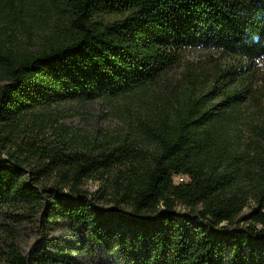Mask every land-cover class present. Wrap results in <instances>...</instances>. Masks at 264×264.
Instances as JSON below:
<instances>
[{
	"label": "trees",
	"instance_id": "obj_1",
	"mask_svg": "<svg viewBox=\"0 0 264 264\" xmlns=\"http://www.w3.org/2000/svg\"><path fill=\"white\" fill-rule=\"evenodd\" d=\"M46 1L65 21L38 45L0 29V213L19 227L38 215L39 232L80 243L41 236L26 253L10 243L4 263L77 264L70 250L92 243L123 264H264V126L242 178L222 114L239 97L221 92L223 79L206 93L221 97L213 105L188 99L132 136L67 131L59 147L32 127L56 103L144 92L185 49L236 59L221 78L250 84L264 71V0ZM23 4L0 0V15ZM104 200L110 208L95 205Z\"/></svg>",
	"mask_w": 264,
	"mask_h": 264
},
{
	"label": "rangeland",
	"instance_id": "obj_2",
	"mask_svg": "<svg viewBox=\"0 0 264 264\" xmlns=\"http://www.w3.org/2000/svg\"><path fill=\"white\" fill-rule=\"evenodd\" d=\"M22 1L24 2L22 10L15 15L10 12L3 17L0 15L1 31L8 29L14 42L28 48L36 46L42 37L64 25L65 19L46 0ZM100 18L112 20L116 15H101ZM236 62V59L215 49H185L178 63L144 92L136 93L127 100L116 99L107 102L97 99L80 105L56 103L43 112L32 127H35L38 141L52 142L59 147L63 146L60 139L67 131L77 139L93 140L102 132L116 136H132L140 131V122L150 120L152 122L163 113L169 114L178 104H184L188 99L206 101V107L213 105L221 97L210 95L209 99L206 93L212 85H220L217 81L223 79L225 84L220 86L221 92L236 93L239 97L235 99L234 107L232 109L229 105L224 107L222 114L232 116L227 129L229 145L237 153L238 169L240 176L244 178L250 162L258 155L257 145L262 140L264 71L245 86L236 79H228L231 75L221 78L230 67L237 66ZM57 132L59 134H56ZM98 187L99 183L93 180H86L82 186L84 190L93 194ZM95 205L105 209L111 207L105 200ZM178 210L184 211L181 207H178ZM246 211L247 209L244 210ZM38 217V215L33 219L30 217L19 227L0 213V264H5L3 255L10 243L16 244L21 252L26 253L37 246L38 238L41 236H53L52 239H58L59 243L77 248L74 245L80 243L78 238L68 231L49 232L48 235L39 232L36 223ZM88 247L89 253L82 252L81 249L70 250L71 257L77 264H123L101 252L97 245L91 243Z\"/></svg>",
	"mask_w": 264,
	"mask_h": 264
},
{
	"label": "built area",
	"instance_id": "obj_3",
	"mask_svg": "<svg viewBox=\"0 0 264 264\" xmlns=\"http://www.w3.org/2000/svg\"><path fill=\"white\" fill-rule=\"evenodd\" d=\"M178 179H179V180H182V179H183V177H178Z\"/></svg>",
	"mask_w": 264,
	"mask_h": 264
}]
</instances>
